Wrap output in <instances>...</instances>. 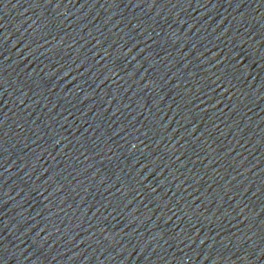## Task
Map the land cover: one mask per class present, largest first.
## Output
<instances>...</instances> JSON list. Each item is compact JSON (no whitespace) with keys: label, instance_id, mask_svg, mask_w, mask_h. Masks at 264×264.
<instances>
[{"label":"water","instance_id":"1","mask_svg":"<svg viewBox=\"0 0 264 264\" xmlns=\"http://www.w3.org/2000/svg\"><path fill=\"white\" fill-rule=\"evenodd\" d=\"M0 264H264V0H0Z\"/></svg>","mask_w":264,"mask_h":264}]
</instances>
